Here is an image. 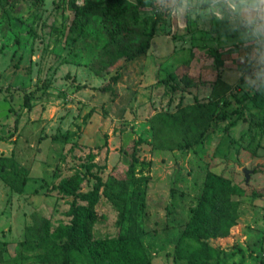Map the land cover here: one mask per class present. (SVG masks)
<instances>
[{"label":"rangeland","instance_id":"374dc122","mask_svg":"<svg viewBox=\"0 0 264 264\" xmlns=\"http://www.w3.org/2000/svg\"><path fill=\"white\" fill-rule=\"evenodd\" d=\"M228 2L0 0V156L28 170L0 176V264H63L76 222L69 264H199L175 255L210 183L244 194L209 264H264V19Z\"/></svg>","mask_w":264,"mask_h":264},{"label":"trees","instance_id":"16d2710c","mask_svg":"<svg viewBox=\"0 0 264 264\" xmlns=\"http://www.w3.org/2000/svg\"><path fill=\"white\" fill-rule=\"evenodd\" d=\"M154 33L155 27H152L149 32L145 33V38L140 47L132 53H128L127 51L123 56H125L126 59H129L147 52L150 47V40ZM0 176L8 185L17 186L19 189H23L28 177V170L24 166L16 163L12 157L0 156ZM103 184L104 183L100 179L97 181L94 191L82 193L78 192L70 181L68 182V180H64L58 185V189L67 195H73L81 197L84 200L92 201L96 192L100 190ZM207 186L208 189H206L201 204L192 217L190 226L186 229L178 242L175 255L176 260L186 259L190 262H199V264H209L210 260L216 259L220 256V250L216 246L211 245L209 240L228 236L232 228L237 225L239 206L231 196L234 194H244V191L238 187L224 190L225 188L222 184L210 183L207 184ZM109 197L120 208V220H125L128 213L126 203L124 201L122 202L119 195L113 190L109 192ZM212 198L213 202L210 200ZM72 210L77 217L85 214L89 231L92 223L96 219V213L93 211L85 212L80 208ZM78 225H80L79 222H76V224L74 223L71 227V231L68 233L66 241L67 252L63 264H69V254L73 251L76 253H87V248L83 245V235H85V233L78 228ZM37 256V258L35 257L36 260L43 264L49 260L45 256ZM116 258V262L121 259L119 257ZM86 260L87 263L89 262V264H92V261L101 263L102 261H105L106 258L104 255H101L96 261L95 253L90 252V249L88 248V257H86ZM15 264L19 263L17 262Z\"/></svg>","mask_w":264,"mask_h":264},{"label":"crops","instance_id":"0c3cea01","mask_svg":"<svg viewBox=\"0 0 264 264\" xmlns=\"http://www.w3.org/2000/svg\"><path fill=\"white\" fill-rule=\"evenodd\" d=\"M234 14L244 19H264V0H232L228 2Z\"/></svg>","mask_w":264,"mask_h":264},{"label":"water","instance_id":"95a60500","mask_svg":"<svg viewBox=\"0 0 264 264\" xmlns=\"http://www.w3.org/2000/svg\"><path fill=\"white\" fill-rule=\"evenodd\" d=\"M245 172H246V178H247V181L249 180V178H250V175H249V172H248V170H246L245 169Z\"/></svg>","mask_w":264,"mask_h":264},{"label":"built area","instance_id":"2783aa9c","mask_svg":"<svg viewBox=\"0 0 264 264\" xmlns=\"http://www.w3.org/2000/svg\"><path fill=\"white\" fill-rule=\"evenodd\" d=\"M229 1H232V0H229Z\"/></svg>","mask_w":264,"mask_h":264}]
</instances>
